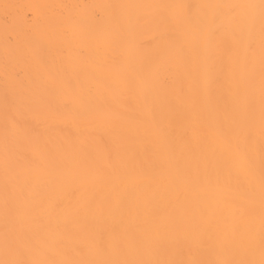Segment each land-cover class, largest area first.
<instances>
[{"label": "bare ground", "instance_id": "1", "mask_svg": "<svg viewBox=\"0 0 264 264\" xmlns=\"http://www.w3.org/2000/svg\"><path fill=\"white\" fill-rule=\"evenodd\" d=\"M262 121V0H0V260L258 264Z\"/></svg>", "mask_w": 264, "mask_h": 264}, {"label": "snow or ice", "instance_id": "2", "mask_svg": "<svg viewBox=\"0 0 264 264\" xmlns=\"http://www.w3.org/2000/svg\"><path fill=\"white\" fill-rule=\"evenodd\" d=\"M262 7H264V0H262ZM261 135L264 137V121H262L261 126ZM21 254V250L17 249V255ZM261 259L258 264H264V233H262L261 240ZM0 264H170L167 261H155V262H144V261H64V262H56V261H47V262H39V261H25L23 259H14V260H0ZM216 264H257L256 261L253 260H230V261H218Z\"/></svg>", "mask_w": 264, "mask_h": 264}]
</instances>
